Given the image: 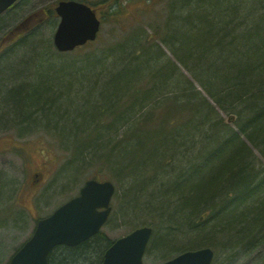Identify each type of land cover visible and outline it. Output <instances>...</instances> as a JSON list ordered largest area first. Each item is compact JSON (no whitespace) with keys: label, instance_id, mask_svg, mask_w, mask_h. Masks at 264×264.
Masks as SVG:
<instances>
[{"label":"trees","instance_id":"obj_1","mask_svg":"<svg viewBox=\"0 0 264 264\" xmlns=\"http://www.w3.org/2000/svg\"><path fill=\"white\" fill-rule=\"evenodd\" d=\"M173 2L171 7L176 5V12L163 28L156 27L152 36L155 39L157 32L164 34L162 41L172 57H167L160 45L149 49L141 47L140 55H135L136 51L131 49L128 58L122 56L121 49L109 57H100L104 52L97 53L99 46L92 41L74 49L78 57L83 58L78 61L79 67L76 62L70 63L72 72H67L65 69L69 66L57 70L51 63L48 57L52 53L51 43L39 41L32 46L39 34L36 27L41 23L30 25V28H24L21 23L5 31L0 37V61L2 57L9 58L13 45L21 48L27 45V48L31 43L27 61L19 60L16 65L5 61L4 66L0 62V72L7 74L5 80L13 83L11 80L25 72L26 67L33 66L38 70L34 73L35 79L43 81L48 89L45 91L47 97L33 100L25 91L36 90L34 83L6 86L2 90L4 107L0 123L3 128L16 127L21 131L30 121L31 107L39 106L44 110L43 106L51 104L58 94L69 96L72 83L82 80L84 74L79 77L81 72H105L107 77H103L104 82L97 89L96 80L100 77L86 78L93 84L91 89L87 87L88 91L96 89L97 96L94 104L88 106L86 103V110L78 112L72 134L64 129L58 133L68 146H73L75 162H71L66 170L73 169L76 176V171L81 173L86 158H89L93 163L133 178L131 189L125 193L127 203H130L129 211L133 210L132 216L140 215L144 210L140 208L142 198L137 196L138 192L160 195L157 203L144 202L149 216L156 215L161 219L158 228L164 231L151 243L161 251L182 252L210 245L208 239L215 232L223 235L219 239L221 244L254 247L264 238V231L258 237L264 229V175L260 177L254 172L249 162L248 145L241 136L246 137L248 144L264 146V4L260 16L241 28L233 17L246 21L243 19L251 16L248 9L252 5L243 10L244 0ZM53 8L33 13V16L37 14L35 21L48 14L54 15ZM240 14L245 17L238 16ZM40 64L45 66L40 69ZM178 65L188 71L189 80L180 75ZM72 73H77L76 77ZM60 74L67 76L65 79L55 77ZM44 80L56 83V87L50 88ZM61 80L66 81V87L58 85ZM194 82L205 91L207 98L197 90ZM216 107L237 116L236 129L227 128L229 134L221 140L217 135L223 125L221 118L214 117ZM60 112L58 110L56 114ZM109 116L114 118L109 121ZM205 119H211L210 128L207 133H201L195 123ZM47 121L51 122V119L47 118ZM120 129L124 136L119 134L121 141L112 144ZM187 133L192 136L196 133V137L201 133L213 147L210 150L199 147L194 157L190 156L189 173L184 175L185 178L182 176L178 180L173 176L163 184L161 181L156 184L158 173L164 175L174 157L167 146L174 144L173 138H181ZM218 143L223 144L219 151ZM230 154L229 158L223 159ZM199 158L204 160L194 163L193 160ZM230 158L233 159L231 163ZM238 205L244 208L237 213ZM190 231L194 237L173 243L174 238L187 236ZM233 233L232 242H226ZM112 242L100 232L76 246L58 245L50 251L48 264H101L103 253Z\"/></svg>","mask_w":264,"mask_h":264},{"label":"rangeland","instance_id":"obj_2","mask_svg":"<svg viewBox=\"0 0 264 264\" xmlns=\"http://www.w3.org/2000/svg\"><path fill=\"white\" fill-rule=\"evenodd\" d=\"M57 1L58 0H18L12 7L0 15V37L4 35L5 31L12 27L15 28V26H18L21 23L24 28H30L35 23H41L36 27L39 34L37 38L32 41V46L39 41H42L43 44L51 43L53 46L52 37L58 24L59 17L56 13L54 15L48 14L46 17L35 21V15L37 14L33 16V13H36L41 9L49 10L51 6L54 7L56 5ZM85 1L94 7L97 15L102 21L98 36L96 40H94L96 41L95 45L99 46L97 53L104 52L100 57H109V55L115 50L121 49L122 56L128 58L130 57L131 49L136 51L135 55H140L141 51L139 49L141 47L146 46L147 48H153L155 45H160V47L166 52L167 57H172L171 52L167 49V45L162 41L164 34L162 32H157L154 37L155 39H153L152 36L155 28H163L164 25L171 20L174 12H176L175 9L177 6L175 5L171 7V4L174 3L173 0ZM263 4L264 0H244L243 10L252 5L248 9V11H251V16L247 19H243L246 21H242L239 18L236 19L235 16L233 17V20L238 21L236 23H240L241 28L249 26L251 19L252 21L256 20V16H260L259 14L264 10L261 6ZM190 6L192 7L193 5L190 4ZM179 7L180 10L181 5H179ZM28 16L30 17L26 21H23ZM238 16L245 17L243 14ZM147 39H151V41H148ZM30 44L31 43H28L27 48V45L23 48L13 45L11 47L12 49H9V58L6 59V57H2V60L0 61L1 66L6 64L5 61H9L12 65H16L19 60L27 61V57L29 56L27 53L31 49ZM50 51L52 53L48 57L51 59V63L56 66L57 70H60L61 67L64 68L69 66L65 71L72 72L70 63H78V61L83 58L78 57L74 50L69 52H58L53 46ZM62 63L64 64L63 66ZM44 66L45 65L40 64L39 67L42 69ZM76 67H79V63ZM177 67L181 72L180 75L182 77L184 76L186 80H189L190 74L188 71H186L181 65H178ZM35 71H38L37 67H26L25 72L21 73L20 76L16 75L17 77L11 80L14 81L13 83L5 80V77L7 76L6 73L0 72V113L1 109L4 107L2 105L4 98L2 90L6 86H12L13 84L19 83L33 85L34 83L33 87H35L36 90H27L25 91L27 93L26 95L32 97L33 100L40 97L41 100L44 97H47L45 93L46 89H48L47 85L44 84L43 81L35 79ZM49 74L52 76L55 75L53 72H50ZM72 74L76 77L77 73ZM50 75L48 76L51 77ZM65 76L67 75L60 74L55 77L65 79ZM79 77H82V80L79 81L78 78L77 80L79 82L75 81L72 83V89L70 88V91H68L70 94L69 96H67L66 93L58 94L57 98L51 101V104L47 103L43 106L44 110L39 106L37 108L31 107L30 110L32 111V115L30 121H28V124L23 130L19 131L16 127L11 126V128H3L0 123V264H8L9 258L13 252L31 235L36 220L39 217L50 214L58 205L76 195L84 181L89 178L111 180L115 185V192L111 199V214L107 223L102 227L101 233L110 240H114L127 234L135 227L142 225L152 226L153 232L143 255V262L144 264H160L180 252L179 250H168L166 253L152 245L155 237L162 234L164 230H159L158 228L161 223L159 217L156 215L149 216V213L145 210L147 207L144 201L149 200L152 203L153 201L157 203L159 202L158 199H160V195L156 196L157 194H154V196H152L138 192L137 196L142 198L141 201H139L140 208H144L145 211L142 210L141 213H139L140 215L132 216L133 210L129 211L128 206L130 203H127L128 198L125 193L131 189L130 184L133 178L126 174H119L118 172H115V169L113 170V168H107L106 166L93 163L89 158H86L84 164H88H83L84 166L81 173L76 171V176H74L73 169L66 170L71 162H75L73 146H68L69 143H66L62 137H59L58 133L61 129H64L65 132L68 131V134H72L73 122H75L76 120L74 119L79 116L78 112H81L84 109L86 110V103H88V106L95 103L94 100H96L97 96V91L95 90L98 86L102 85L101 82H104L103 77L106 78L107 75L105 72H81ZM93 77H100V79L96 80V89L90 92L87 87H90L91 89L93 84L86 78L93 79ZM74 80L75 79H72L71 81ZM44 81L51 85L50 88H53L55 86L54 84H56L54 82L52 83L50 80ZM193 84L206 98L208 97L205 91L198 86L196 82ZM58 85L64 88L66 87V81L61 80ZM15 92L17 94L20 93L19 90H16ZM209 100L214 105V102L211 99ZM58 110L61 112L56 114V111ZM45 114L47 115V118L51 119V122L47 121V118L43 119L41 117H44ZM216 116L222 119L221 123L223 127L217 135L219 140H221L229 134L228 129H236L237 116L230 111L221 110L219 108H217L216 115H214L215 119ZM210 122L211 119H205L202 123L196 121L195 126L199 129V132L207 133V128H210ZM177 125L178 123L175 126ZM191 130L193 131L194 129ZM192 131L189 133H192ZM117 134L118 135L113 137L114 140L112 144L118 143L116 141H121L122 136H124V131H121L120 129V132ZM119 134H122V136H119ZM195 134L193 133V136L192 134H188L183 135L181 138H173L174 144L167 146L168 152L174 154L173 160L169 167H167L168 164H166L167 170L164 171V175L160 172L158 173L159 176H157L156 184L160 181L163 184L164 180L173 176L178 180L184 175L188 176L190 168L188 161L190 156L194 157V154H196V150L199 149V147H206V149L209 150L213 147L209 146L207 137L200 134H197L198 137H196ZM246 144L248 145L247 148L251 156L249 162L253 166L254 172L259 173L261 177L264 175V146H253L250 143L248 144L247 141ZM222 146V143H218V145H216L217 150L219 151ZM146 147L149 148V145H146ZM230 156L231 154L223 157V159L225 160L226 157L229 158ZM199 160L204 159L199 158L193 161L194 163H197ZM232 161L233 159L230 158L229 163ZM39 172L41 174L40 182L36 185H32L34 181L33 179H36L34 174ZM67 175L69 177H67ZM70 177H72V179H69ZM187 179H189V177H187ZM164 184H166V182ZM262 196L264 197V192L262 193ZM238 206L237 213L241 212L242 208H244ZM263 231L264 229L260 232V236L258 237H261ZM220 234L221 233L217 232L212 234L211 238L208 239L210 245L207 244L203 246L210 247L213 250L214 255L211 264L263 263L264 238L254 247L247 246L246 248H243L240 244H231V246L228 244H221L222 240L219 239L223 237V235L221 236ZM234 235L235 234L233 233L231 237H228L229 239L228 241L226 240V242H232L235 237ZM185 236L186 234L180 235L179 238H174L175 240H173V243H178L179 240L189 236L194 237L191 231L186 237ZM250 247L253 248L249 249Z\"/></svg>","mask_w":264,"mask_h":264},{"label":"water","instance_id":"obj_3","mask_svg":"<svg viewBox=\"0 0 264 264\" xmlns=\"http://www.w3.org/2000/svg\"><path fill=\"white\" fill-rule=\"evenodd\" d=\"M15 1L0 0V14ZM55 12L59 21L52 40L59 52L72 51L96 39L100 19L88 4L59 0ZM114 191L110 180H86L76 196L38 219L32 235L12 255L9 264H48L53 247L75 246L98 233L109 217ZM151 234L152 227L143 225L117 238L105 250L102 264H144L142 257ZM212 258L213 250L202 247L183 251L160 264H211Z\"/></svg>","mask_w":264,"mask_h":264},{"label":"flooded vegetation","instance_id":"obj_4","mask_svg":"<svg viewBox=\"0 0 264 264\" xmlns=\"http://www.w3.org/2000/svg\"><path fill=\"white\" fill-rule=\"evenodd\" d=\"M40 175H41L40 172L34 174V176H36V179H33L34 181H33L32 185H36L40 182V179H41Z\"/></svg>","mask_w":264,"mask_h":264},{"label":"bare ground","instance_id":"obj_5","mask_svg":"<svg viewBox=\"0 0 264 264\" xmlns=\"http://www.w3.org/2000/svg\"><path fill=\"white\" fill-rule=\"evenodd\" d=\"M113 118L111 116H109L108 120H112ZM176 126L175 125H172L171 128H175ZM242 140H244L245 142L247 141L246 137L245 136H241Z\"/></svg>","mask_w":264,"mask_h":264}]
</instances>
